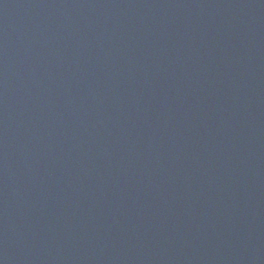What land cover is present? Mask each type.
<instances>
[{
  "label": "water",
  "instance_id": "95a60500",
  "mask_svg": "<svg viewBox=\"0 0 264 264\" xmlns=\"http://www.w3.org/2000/svg\"><path fill=\"white\" fill-rule=\"evenodd\" d=\"M0 264H264V0H0Z\"/></svg>",
  "mask_w": 264,
  "mask_h": 264
}]
</instances>
